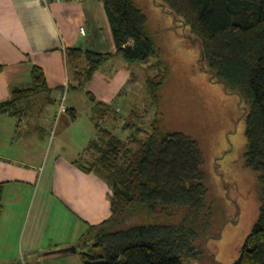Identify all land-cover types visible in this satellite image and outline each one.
<instances>
[{
  "label": "trees",
  "instance_id": "trees-1",
  "mask_svg": "<svg viewBox=\"0 0 264 264\" xmlns=\"http://www.w3.org/2000/svg\"><path fill=\"white\" fill-rule=\"evenodd\" d=\"M117 53L128 62L146 60L154 44L146 34V16L131 0H101ZM198 41L211 75L244 105L246 145L243 164L256 177L259 213L252 247L244 246L233 264H264V0H159ZM110 54L68 48V89L83 90ZM3 67L0 65V73ZM159 80V81H158ZM162 80L147 81L154 86ZM46 90L43 72L32 69V86L15 89L0 102V115H19V103ZM91 119L96 133L73 164L108 184L110 217L89 225L76 249L83 264H187L204 258L197 244L213 218L206 202L202 154L182 133L159 134L124 123L130 135L119 138L102 120L117 121L118 112L96 101ZM142 133V136H138ZM138 134V135H137ZM1 193V189H0ZM179 217L170 224H135L139 217Z\"/></svg>",
  "mask_w": 264,
  "mask_h": 264
},
{
  "label": "crops",
  "instance_id": "crops-1",
  "mask_svg": "<svg viewBox=\"0 0 264 264\" xmlns=\"http://www.w3.org/2000/svg\"><path fill=\"white\" fill-rule=\"evenodd\" d=\"M68 48L110 54L86 87L96 101L117 108L114 98L128 85L131 72L120 64L111 75L116 70L111 63L123 56L117 53L101 0H0V102L13 90L32 86L34 67L42 70L46 86L19 103L18 116L0 115V264H82L77 252L60 250L76 246L89 225L111 214L106 181L73 164L95 136L93 104L89 101L92 136L78 141L58 136L49 143L57 108L46 121L41 114L53 98L45 97L39 109L32 102L52 91L58 100L70 80ZM66 106L60 123L71 125L78 107L73 101ZM109 120L102 122L108 126Z\"/></svg>",
  "mask_w": 264,
  "mask_h": 264
},
{
  "label": "rangeland",
  "instance_id": "rangeland-1",
  "mask_svg": "<svg viewBox=\"0 0 264 264\" xmlns=\"http://www.w3.org/2000/svg\"><path fill=\"white\" fill-rule=\"evenodd\" d=\"M131 1L146 16V34L154 44V53L146 60L108 61V66L115 64L111 75L121 68L120 64L131 72L128 85L114 98L117 108L113 111L118 112V119H110L108 127L124 139L131 133L122 128L124 123L134 124L143 132H150L154 123L162 136L178 132L197 142L202 154L206 202L212 206L213 218L197 242L204 250V258L187 264H233L244 246L252 247V229L259 213L256 177L243 164L245 107L238 95L230 93L211 75L198 41L159 0ZM156 76H162V80L149 85L147 81ZM93 91L100 95L97 89ZM86 92L87 87L67 93L66 104L73 101L78 107L76 121L71 125L69 121L59 122L53 138L48 136L49 143L58 136L78 141L82 136L93 135ZM47 96L53 102L43 105V121L57 108L54 92L42 93L32 101L39 109ZM102 126L107 125L102 122ZM178 221L177 216H144L127 219L124 227Z\"/></svg>",
  "mask_w": 264,
  "mask_h": 264
},
{
  "label": "built area",
  "instance_id": "built-area-1",
  "mask_svg": "<svg viewBox=\"0 0 264 264\" xmlns=\"http://www.w3.org/2000/svg\"><path fill=\"white\" fill-rule=\"evenodd\" d=\"M80 33L81 34L85 33L83 28H80ZM68 84H69V80H66L64 90L58 98L57 109H56L55 115L52 120L51 138H53L56 127L58 123L60 122L62 116L67 113L66 96H67V91H68Z\"/></svg>",
  "mask_w": 264,
  "mask_h": 264
},
{
  "label": "water",
  "instance_id": "water-1",
  "mask_svg": "<svg viewBox=\"0 0 264 264\" xmlns=\"http://www.w3.org/2000/svg\"><path fill=\"white\" fill-rule=\"evenodd\" d=\"M76 248L71 247V248H64L60 250V253H68V252H75Z\"/></svg>",
  "mask_w": 264,
  "mask_h": 264
}]
</instances>
